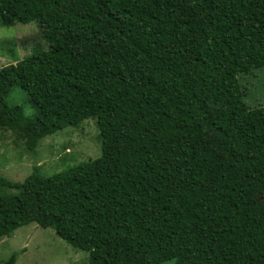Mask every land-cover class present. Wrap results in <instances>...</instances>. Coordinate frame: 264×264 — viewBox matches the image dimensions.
Instances as JSON below:
<instances>
[{"label": "trees", "instance_id": "1", "mask_svg": "<svg viewBox=\"0 0 264 264\" xmlns=\"http://www.w3.org/2000/svg\"><path fill=\"white\" fill-rule=\"evenodd\" d=\"M30 23L44 44L0 67V134L30 154L94 119L101 149L0 176V238L35 224L88 264H264V107L237 80L264 68V0H0L1 27Z\"/></svg>", "mask_w": 264, "mask_h": 264}, {"label": "rangeland", "instance_id": "2", "mask_svg": "<svg viewBox=\"0 0 264 264\" xmlns=\"http://www.w3.org/2000/svg\"><path fill=\"white\" fill-rule=\"evenodd\" d=\"M35 23L0 26V67L21 60L31 53L33 45L44 44ZM238 84L246 89L244 102L250 108L264 107V68L239 75ZM9 101L22 108L30 118L34 109L21 90H15ZM100 138L94 119H86L77 128L66 127L41 139L32 153L23 144H14L10 133L0 134V176L12 183L23 182L37 166L43 176L64 172L100 156ZM6 192V191H5ZM6 193H12L8 190ZM88 264V254L77 251L57 237L50 228L29 224L17 228L10 237L0 238V264ZM164 264H173V261Z\"/></svg>", "mask_w": 264, "mask_h": 264}]
</instances>
